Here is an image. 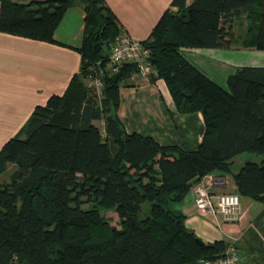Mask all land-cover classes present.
<instances>
[{"label":"trees","instance_id":"16d2710c","mask_svg":"<svg viewBox=\"0 0 264 264\" xmlns=\"http://www.w3.org/2000/svg\"><path fill=\"white\" fill-rule=\"evenodd\" d=\"M0 1V31L51 42L74 2ZM82 1L80 70L0 150V176L11 170L9 181L0 178V264H199L224 255L226 241L199 243L172 204L205 175L231 171L239 153L264 155V65L236 67L223 87L184 49L230 47L234 17L244 13L241 44L264 50V0H172L142 41L150 81L164 79L179 112L204 115L194 150L127 132L119 92L139 65L110 73L121 24L105 0ZM96 72L101 94L88 84ZM233 178L239 194L264 203V158L246 161ZM112 208L119 226L102 212Z\"/></svg>","mask_w":264,"mask_h":264},{"label":"crops","instance_id":"0c3cea01","mask_svg":"<svg viewBox=\"0 0 264 264\" xmlns=\"http://www.w3.org/2000/svg\"><path fill=\"white\" fill-rule=\"evenodd\" d=\"M105 1L116 14L122 30L141 41L149 36L172 2ZM192 1L187 0L188 3ZM85 15L83 1L74 0L56 28L55 42L0 31V150L6 141L20 133L34 108L45 104L54 94L62 95L73 75L80 70L82 57L77 48L84 37ZM253 50L233 43L228 48H185L184 52L188 59L189 54L199 53L216 63L208 75L216 80V73L221 72L222 80L218 81L223 85L238 66H263L248 60ZM221 63L230 68L221 69ZM151 71L134 74L128 84L120 88L118 115L127 132L151 136L164 145L196 149L205 132L204 115L200 111L181 113L176 110L166 82L162 78L151 82ZM237 171L231 166L229 172L217 170L201 180L215 196L239 194L233 178ZM193 187L182 201L172 204L176 211L186 215L188 228L204 242H234L243 264H264V203L239 194L240 212L227 217L212 209H198Z\"/></svg>","mask_w":264,"mask_h":264},{"label":"built area","instance_id":"2783aa9c","mask_svg":"<svg viewBox=\"0 0 264 264\" xmlns=\"http://www.w3.org/2000/svg\"><path fill=\"white\" fill-rule=\"evenodd\" d=\"M148 51L141 40L134 39L128 32L121 31L111 44L110 48V73L119 69L123 63L136 61L144 73L151 70L148 60ZM102 73V70L100 71ZM90 86L94 87L98 94L102 93L103 79L96 72L90 79ZM193 191L196 206L201 209H212L224 213L227 217L235 216L240 212V195L238 193H222L213 195L207 185L201 180L197 182ZM199 264H243L237 245L234 242L228 244L225 254L214 259H200Z\"/></svg>","mask_w":264,"mask_h":264},{"label":"rangeland","instance_id":"374dc122","mask_svg":"<svg viewBox=\"0 0 264 264\" xmlns=\"http://www.w3.org/2000/svg\"><path fill=\"white\" fill-rule=\"evenodd\" d=\"M231 30H233L234 35L235 36V41H234V45H236V43H239V45L241 44V40L243 39V36H244V33L246 31V19H245V14L242 13L241 15L238 14L237 16L234 17V21H233V24H232V28ZM242 45V44H241ZM243 46V45H242ZM243 47H246V46H243ZM248 48V47H246ZM249 48H253L254 52H252L250 54V56H248L250 59V63H254V62H259L258 64H261V65H264V50H258L257 48L255 47H249ZM257 53V54H255ZM190 58H192L194 61H196L197 63H199L200 65H197L196 63H194L190 58L189 60L195 64L196 66H198L206 75L208 74H211L210 73V70H212L213 68H215V66L217 65L216 63H213L211 62L210 60L207 59L206 56L202 55V54H195V53H191L189 54ZM222 65H220L219 67L221 69H229L230 67L228 66V64L226 63H221ZM200 66H202L204 68V71ZM141 71V70H140ZM210 78H214L212 77V75H208ZM221 72H217L216 73V80L217 82H219L218 80H222L221 79ZM223 82V81H221ZM88 84L90 85L91 82L88 81ZM226 86L227 87V84H223V87ZM96 123L98 124V126L102 129H104V122L103 120H99V121H96ZM254 160L258 163H261L263 158H264V155L263 154H259V153H256V152H253V151H249V150H245L243 152H241L238 156H236L234 159H233V162H232V169L234 171H237L240 169V167L242 166L243 162H246L247 160ZM10 173H11V170H6L1 176V180H5V181H9L10 180ZM199 209V208H198ZM201 210V209H200ZM103 214L109 219V221L111 222V224L113 225H118L119 226V217H118V214L116 212L115 209H109V210H102Z\"/></svg>","mask_w":264,"mask_h":264},{"label":"water","instance_id":"95a60500","mask_svg":"<svg viewBox=\"0 0 264 264\" xmlns=\"http://www.w3.org/2000/svg\"><path fill=\"white\" fill-rule=\"evenodd\" d=\"M199 243L203 244L204 241L201 238H198Z\"/></svg>","mask_w":264,"mask_h":264}]
</instances>
